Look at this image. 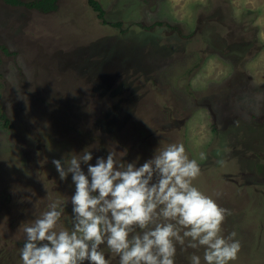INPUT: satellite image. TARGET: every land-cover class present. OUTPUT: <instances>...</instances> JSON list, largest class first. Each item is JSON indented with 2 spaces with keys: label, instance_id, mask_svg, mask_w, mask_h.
<instances>
[{
  "label": "rangeland",
  "instance_id": "obj_1",
  "mask_svg": "<svg viewBox=\"0 0 264 264\" xmlns=\"http://www.w3.org/2000/svg\"><path fill=\"white\" fill-rule=\"evenodd\" d=\"M22 1L0 0V264H22L23 228L50 203L68 200L58 227H71L75 186L53 159L110 150L139 165L172 143L231 212L229 264H264V0H97L103 17L88 0ZM203 251L177 245L175 264Z\"/></svg>",
  "mask_w": 264,
  "mask_h": 264
},
{
  "label": "clouds",
  "instance_id": "obj_2",
  "mask_svg": "<svg viewBox=\"0 0 264 264\" xmlns=\"http://www.w3.org/2000/svg\"><path fill=\"white\" fill-rule=\"evenodd\" d=\"M92 160L85 149L52 160L60 180L71 174L75 186L71 227H58L68 200L50 203L23 228L22 264H110L108 254L119 264H175L177 245L203 248L204 264L236 260V233L222 235L231 212L194 185L201 168L183 143L157 147L139 165L121 162L110 150ZM190 264H202L201 256L194 252Z\"/></svg>",
  "mask_w": 264,
  "mask_h": 264
},
{
  "label": "flooded vegetation",
  "instance_id": "obj_3",
  "mask_svg": "<svg viewBox=\"0 0 264 264\" xmlns=\"http://www.w3.org/2000/svg\"><path fill=\"white\" fill-rule=\"evenodd\" d=\"M7 4H10V5H15V4H13V3H10V2H8V1H6V0H4ZM97 1V0H96ZM88 2L91 4V0H88ZM56 4H57V0H55V2H53V6L51 7V8H48V6L47 5H45V6H42V7H34L35 9H39V10H42V11H53L54 9H55V6H56ZM17 6V5H16ZM27 6V5H26ZM47 7V8H46ZM87 57H85V59H86ZM108 75H110V76H112V70H109L108 71ZM115 79V78H114ZM162 88H164V87H162ZM103 95H105V91H102L101 92ZM129 94H126L124 97V99H123V107L125 108V109H127L128 108V106L130 105V104H132V103H136V101L137 100H135V102L133 101V102H131V100H132V98L131 97H129L128 96ZM104 98V97H103ZM87 105L91 108V109H94L95 107H94V105H95V99L93 100V101H88L87 102ZM86 128L88 129V122H86ZM78 128V130H83L84 131V122H82V125L81 126H79V127H77ZM91 139V138H90ZM94 139H99V138H97V137H94ZM96 147V146H95ZM97 147H100V146H97Z\"/></svg>",
  "mask_w": 264,
  "mask_h": 264
},
{
  "label": "trees",
  "instance_id": "obj_4",
  "mask_svg": "<svg viewBox=\"0 0 264 264\" xmlns=\"http://www.w3.org/2000/svg\"><path fill=\"white\" fill-rule=\"evenodd\" d=\"M6 1L13 3V4H18V5L24 4V2L22 0H6ZM53 2H55V0H36L35 2H28V3H26V5L29 8L42 7L45 5H47L48 8H51L53 6ZM91 5L93 6V8L97 12H101L99 16L103 17V12L101 10V6H100L99 2L96 0H91ZM116 25L120 26V23H116Z\"/></svg>",
  "mask_w": 264,
  "mask_h": 264
}]
</instances>
